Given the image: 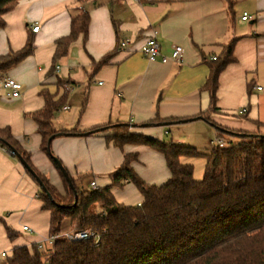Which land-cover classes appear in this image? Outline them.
Here are the masks:
<instances>
[{"label": "crops", "instance_id": "crops-1", "mask_svg": "<svg viewBox=\"0 0 264 264\" xmlns=\"http://www.w3.org/2000/svg\"><path fill=\"white\" fill-rule=\"evenodd\" d=\"M82 10L90 16L87 36L79 35L52 70L55 42L68 35L71 16ZM232 10L230 25L224 0H20L3 15L0 56L21 49L28 37L34 50L21 64L0 71V82L11 77L21 84L17 98L7 97L0 84V128L10 130L32 165L62 195L61 176L42 150L31 117L45 105L42 89L55 100L64 99L52 120L56 131L83 133L106 124H130L132 131L163 141L165 128L171 126V133L182 128L191 139L204 137L208 149L217 139V127L264 134V0H232ZM243 12L250 17L242 19ZM33 26L39 27L37 32L31 31ZM153 34L164 55L181 46L182 60L148 61L140 48ZM232 40L233 60L218 75L210 112L209 91L203 85L212 57L222 55ZM106 56L107 62L99 64ZM242 108L245 113H240ZM208 111L210 122L200 116ZM156 118L177 121L153 124ZM49 151L79 188L89 189L91 181L98 188L110 186L124 205L131 199L136 205L142 201L132 183H112L110 174L125 153L137 154L131 167L144 182L160 185L169 177L161 153L140 143L120 149L103 134L56 136ZM39 190L17 157L0 147V251L7 256L15 247L49 236V211L42 207ZM5 226L18 237L9 240ZM70 229L64 221L61 233Z\"/></svg>", "mask_w": 264, "mask_h": 264}, {"label": "trees", "instance_id": "trees-1", "mask_svg": "<svg viewBox=\"0 0 264 264\" xmlns=\"http://www.w3.org/2000/svg\"><path fill=\"white\" fill-rule=\"evenodd\" d=\"M19 1L0 0V30L5 24L3 15ZM224 1L232 25V0ZM89 22L87 11L71 16L68 35L55 42L52 70L79 35L87 36ZM234 43L230 41L222 55L210 64L203 85L209 91L210 112L215 108L218 75L233 60ZM33 50L34 42L28 37L21 49L0 56V71L21 64ZM108 58L104 57L99 64L106 63ZM40 93L45 105L31 117L42 137V150L61 176L64 195L32 165L28 153L8 128H0V147L19 154L49 193L50 197L23 167L38 184L42 207L49 211V235L58 236L66 220L73 231L87 229L91 235L82 240L58 236L48 249H39L37 244L18 246L1 264H264V134L232 130L226 133L218 129L217 139H222L224 145L213 143L203 153L193 146L144 137L132 131L130 124H106L83 133L56 131L52 120L64 99L55 100L45 89ZM210 112L202 113L201 118L210 122ZM175 120L156 118L152 123L169 124ZM57 133L103 134L120 149L126 144H144L163 155L169 177L160 185L144 182L131 167L137 154L125 153L122 164L110 177L113 184L132 183L142 197L141 203L129 206L118 202L110 186L81 189L65 170L73 191L47 145L49 137ZM226 136L236 140L229 141ZM199 156L205 159V164L203 176L197 180L192 164L181 159ZM5 230L9 240L18 237L12 228L5 226Z\"/></svg>", "mask_w": 264, "mask_h": 264}, {"label": "built area", "instance_id": "built-area-1", "mask_svg": "<svg viewBox=\"0 0 264 264\" xmlns=\"http://www.w3.org/2000/svg\"><path fill=\"white\" fill-rule=\"evenodd\" d=\"M250 16L247 12H243L242 19H248ZM38 26H33L31 28L32 32L38 31ZM140 52L143 54V56L150 62L153 61H160V62H167V61H174V62H180L182 60L183 56V48L179 45H174L172 47V51L169 54V56L164 55L160 51V45L155 37V35H151L149 38L146 39L144 44L140 48ZM212 59H215V57H212ZM56 69H58V66H56ZM1 87L5 90V95L10 98H17L20 96V89L21 84L18 83L16 80L12 79L11 77H6L1 80L0 82ZM63 109H68V106L63 107ZM246 109L242 108L240 110V113H245ZM214 143H217L220 146L224 145V141L222 139H216ZM4 150L10 155L15 156V153L10 148H4ZM89 189L95 190L98 189V186L94 181H91L89 184ZM27 229L26 227H24ZM91 232L87 229L85 230H78V231H67L64 233H60L58 236H63L69 240H82L87 239L90 237ZM49 235L48 238L44 242L37 243V246L39 249H43L44 244L48 245L49 247L54 244V241L56 237ZM7 257L6 252L0 251V261Z\"/></svg>", "mask_w": 264, "mask_h": 264}, {"label": "rangeland", "instance_id": "rangeland-1", "mask_svg": "<svg viewBox=\"0 0 264 264\" xmlns=\"http://www.w3.org/2000/svg\"><path fill=\"white\" fill-rule=\"evenodd\" d=\"M169 127H171V126H169ZM169 127L165 128L167 131H166V135H164V138H163L164 142L172 141L173 143H176L177 141L181 140V143H179V145L197 146V147L201 148V150L203 152H207L209 150L208 148L210 146L207 147V144H209V143H207V140L204 137L200 136L197 139H191L189 137V135L187 134V131L185 133L181 132L182 128H172L171 130H175V131H177V133H175L173 131L171 133L169 131ZM226 139H228L229 141H235L236 140L235 138H233L231 136H226ZM181 160L184 163L192 164L193 170H194V178L195 179L200 180L202 178V176H203V168H204V164H205V159L202 156L193 157V158H182ZM132 202H134L133 199L129 200L126 204L129 205V206H135L136 204L135 203L132 204ZM70 231H73L72 227H71Z\"/></svg>", "mask_w": 264, "mask_h": 264}, {"label": "water", "instance_id": "water-1", "mask_svg": "<svg viewBox=\"0 0 264 264\" xmlns=\"http://www.w3.org/2000/svg\"><path fill=\"white\" fill-rule=\"evenodd\" d=\"M217 129H219V130H221V131H224V132H226V133H231V131H230V130H227V129H223V128H220V127H217ZM60 135H62V134H61V133H57V134H55V135L49 137V139H48V141H47L48 148H49V144H50L51 140H52L54 137H56V136H60ZM11 150H12V149H11ZM14 153H15V151H14ZM15 156L17 157V159H18V161L20 162V164H21L24 168H26V170H27V171H28V172H29V173H30L35 179H37V182H38L39 185L41 186L42 191H43L47 196H49V193L47 192V190L44 188V186H42L41 182L38 180V178H37V176L35 175V173L30 169V167L26 164V162L22 159V157H21L19 154H16V153H15ZM54 160L56 161L57 165L59 166V168L61 169V171H62L63 174L65 175V177L67 178L70 187H71V188L73 189V191H74V188H73V186H72V184H71V182H70V179L68 178V175H67V173L65 172L64 168L61 166V164H60V162L58 161L57 158H54ZM74 194H75V201H76V200H77V196H76V193H75V192H74ZM49 197H50V196H49Z\"/></svg>", "mask_w": 264, "mask_h": 264}]
</instances>
